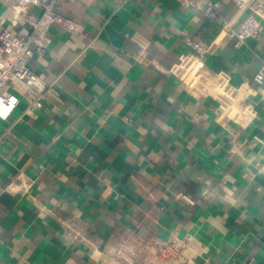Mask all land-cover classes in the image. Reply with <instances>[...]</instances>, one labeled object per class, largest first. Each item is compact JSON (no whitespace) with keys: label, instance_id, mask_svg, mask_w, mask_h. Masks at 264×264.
I'll list each match as a JSON object with an SVG mask.
<instances>
[{"label":"crops","instance_id":"obj_1","mask_svg":"<svg viewBox=\"0 0 264 264\" xmlns=\"http://www.w3.org/2000/svg\"><path fill=\"white\" fill-rule=\"evenodd\" d=\"M205 20L176 0H59L71 32L29 68L48 84L42 107L7 91L0 121V264H264V21L233 48L221 33L232 0ZM21 12L0 0V32ZM233 24L232 30H235ZM185 38L203 53L188 47ZM203 78L185 83L181 60ZM238 91L249 121L222 109Z\"/></svg>","mask_w":264,"mask_h":264},{"label":"built area","instance_id":"obj_2","mask_svg":"<svg viewBox=\"0 0 264 264\" xmlns=\"http://www.w3.org/2000/svg\"><path fill=\"white\" fill-rule=\"evenodd\" d=\"M21 12L35 8L39 14L31 19H22L17 23L14 33L0 32V121H6L15 108V102L6 93L21 92L30 95L26 111L32 114L42 107V100L48 89V84L42 74L33 72L28 62L34 55L43 57L51 45L49 31L53 26H59L68 32L73 30V24L56 12L59 0H3ZM180 7L190 8L199 13L205 20L214 21L220 16V5L213 0H176ZM235 8V19L223 20L221 33L231 35L233 48L238 49L247 40L256 39L262 31L264 21V0H232ZM236 24L235 30H232ZM185 44L203 53L198 44L185 38ZM178 74L185 83H195L203 77V67L197 57L186 56L181 60ZM255 88L263 89L260 101L264 103V66L248 81ZM238 91L229 86L215 88L214 97L222 104V109L237 122H248L249 112L245 104L237 99ZM191 259V253L185 250L183 256L169 258L162 264H174Z\"/></svg>","mask_w":264,"mask_h":264}]
</instances>
